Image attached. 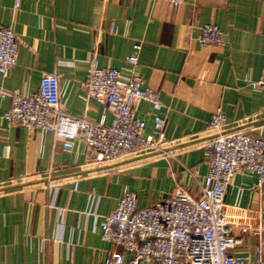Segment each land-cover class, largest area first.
I'll return each mask as SVG.
<instances>
[{
  "label": "crops",
  "instance_id": "crops-1",
  "mask_svg": "<svg viewBox=\"0 0 264 264\" xmlns=\"http://www.w3.org/2000/svg\"><path fill=\"white\" fill-rule=\"evenodd\" d=\"M14 3L0 0V25L17 38L16 62L0 74V87L31 92L43 73L55 72L63 110L93 120L103 114L110 123L111 112L83 99L88 59L95 53L100 65L126 73L124 57L139 42L135 70L144 86L158 92L163 145L175 157L132 150L95 162L81 139L66 150L51 131L8 123L3 112L10 99L0 97V264H103L112 246L100 237L99 222L124 190L135 191L139 206L176 185L197 196L207 171L205 143L214 135L209 120L218 106L225 130L264 136V89L246 84L264 68V0ZM206 22L220 27L223 44L196 40ZM134 108L150 132L151 103L141 99ZM256 180V172L243 168L225 188L224 211L236 224L264 226V181ZM232 232L242 241L230 252L255 258L261 241L264 256V228L260 234L239 227Z\"/></svg>",
  "mask_w": 264,
  "mask_h": 264
},
{
  "label": "built area",
  "instance_id": "built-area-1",
  "mask_svg": "<svg viewBox=\"0 0 264 264\" xmlns=\"http://www.w3.org/2000/svg\"><path fill=\"white\" fill-rule=\"evenodd\" d=\"M19 1L15 0L14 5L18 6ZM165 1L176 6L184 0ZM195 38L202 44L225 42L222 30L213 22L202 24ZM140 46L134 42L133 52L124 57L128 64L126 73L100 65L95 53L88 59L82 82L83 99L85 103L93 100L111 112L110 123L105 122L103 114L93 120L63 110L55 72L43 73L37 89L31 92L0 87V97L10 99L3 118L8 123L51 131L66 150L81 139L95 162L111 161L132 150H155L162 157H175V152L163 145L165 119L159 113L162 104L158 92L144 86L135 70ZM16 54L15 33L0 25L2 76L15 64ZM246 84L264 89V68L256 78L246 79ZM141 99L151 103L153 127L148 133L144 132V119L135 113L134 106ZM226 123L224 111L216 107L209 120L214 135L203 151L207 171L197 196L176 185L160 200L139 206L135 191L126 189L116 205L102 215L100 237L112 246L103 264H264L261 241L255 258L230 252L242 241V237L233 234L234 227L260 234L264 226L236 224L228 218L223 203L225 188L235 172L247 168L256 172L258 185L264 181V136L242 129L225 130ZM49 171L46 185L52 184ZM53 187L57 190L58 186Z\"/></svg>",
  "mask_w": 264,
  "mask_h": 264
}]
</instances>
